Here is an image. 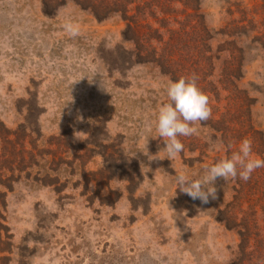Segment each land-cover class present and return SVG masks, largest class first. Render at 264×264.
I'll return each instance as SVG.
<instances>
[{"label":"rangeland","instance_id":"374dc122","mask_svg":"<svg viewBox=\"0 0 264 264\" xmlns=\"http://www.w3.org/2000/svg\"><path fill=\"white\" fill-rule=\"evenodd\" d=\"M125 29L69 3L48 15L40 0H0V264H236L242 240L221 223L233 191L217 180V199L202 205L176 189L177 173L203 168L164 158L150 137L171 79L139 62ZM261 55L242 83L264 128ZM195 127L181 142L209 144L212 132Z\"/></svg>","mask_w":264,"mask_h":264},{"label":"trees","instance_id":"16d2710c","mask_svg":"<svg viewBox=\"0 0 264 264\" xmlns=\"http://www.w3.org/2000/svg\"><path fill=\"white\" fill-rule=\"evenodd\" d=\"M40 0L45 14L54 15L72 4L98 21L118 16L126 24L124 38L137 47L139 62L151 64L171 81L197 77L196 83L209 98L210 118L198 123L211 131L206 144L195 136L183 142L180 154L189 165L210 166L234 153L244 139L252 143V156L264 159V128L255 115L256 100L244 86L250 54L264 59V0ZM217 9L214 26L211 8ZM219 37L221 39H219ZM134 51L132 52V54ZM199 132V131H197ZM231 148H228V145ZM198 156H193V155ZM4 176L0 172V177ZM0 183L1 180H0ZM225 187L230 202L221 211V223L242 240L236 264H264V168L251 178L229 179ZM5 195H0V237L5 224Z\"/></svg>","mask_w":264,"mask_h":264},{"label":"clouds","instance_id":"9594fccd","mask_svg":"<svg viewBox=\"0 0 264 264\" xmlns=\"http://www.w3.org/2000/svg\"><path fill=\"white\" fill-rule=\"evenodd\" d=\"M63 30L70 38L80 35L79 27L71 21L65 22ZM197 77H181L169 81L164 89L166 102H162L155 114V120L147 130L154 128L155 136L163 142L166 153L164 158L173 160L177 154L183 152L184 145L181 137H190L197 133L196 124L207 121L211 116L209 98L201 91L196 83ZM231 148V145H228ZM252 143L248 139L240 142L238 149L228 158L206 166L202 173L193 178L189 175L177 173L174 178L176 189L202 205L217 199V180L228 181L239 178L247 182L252 173L264 168V159L252 156ZM149 161L154 160L151 155L144 153ZM148 170L149 167H148Z\"/></svg>","mask_w":264,"mask_h":264}]
</instances>
